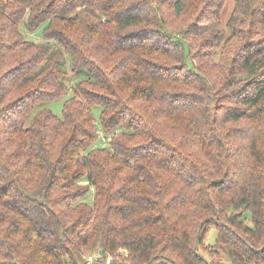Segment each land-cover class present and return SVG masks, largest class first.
Segmentation results:
<instances>
[{"label":"trees","instance_id":"16d2710c","mask_svg":"<svg viewBox=\"0 0 264 264\" xmlns=\"http://www.w3.org/2000/svg\"><path fill=\"white\" fill-rule=\"evenodd\" d=\"M227 8L0 0V264H264V0Z\"/></svg>","mask_w":264,"mask_h":264},{"label":"rangeland","instance_id":"374dc122","mask_svg":"<svg viewBox=\"0 0 264 264\" xmlns=\"http://www.w3.org/2000/svg\"><path fill=\"white\" fill-rule=\"evenodd\" d=\"M232 8H233V0H228V8L224 14V22L227 21V19L229 18L230 16V13L232 11ZM42 29V28H41ZM38 30L37 32H35L34 34H31V37L33 39H41L42 38V30ZM33 35V36H32ZM69 85L70 86H73L74 85V82L70 79L69 80ZM72 93V92H71ZM71 93H69V95L67 97H64L62 99H59V100H55V101H52V102H46L44 104H42V108H49V109H52V111L58 115L59 117H61L62 115V109H63V105H64V102L66 99H68L69 97H71ZM85 202L89 203V204H92V201H93V193H90L85 199H84ZM216 237H217V231L215 228L211 229L210 232H209V235H208V238H207V243L208 244H214L215 240H216ZM94 251V250H93ZM92 252V251H91ZM90 252V253H91ZM100 250H97L95 252V257H100ZM110 258V257H109Z\"/></svg>","mask_w":264,"mask_h":264},{"label":"built area","instance_id":"2783aa9c","mask_svg":"<svg viewBox=\"0 0 264 264\" xmlns=\"http://www.w3.org/2000/svg\"><path fill=\"white\" fill-rule=\"evenodd\" d=\"M102 139H103V142L105 143V145H108V142H110V138H106L104 135H103ZM119 252L126 254L127 253V250L124 249V248H121L119 250ZM111 259H112V257L110 256V258L107 259V263L106 264H112L111 263ZM87 260H88V263L93 264L96 261L95 252L92 253L91 255H89L87 257Z\"/></svg>","mask_w":264,"mask_h":264}]
</instances>
